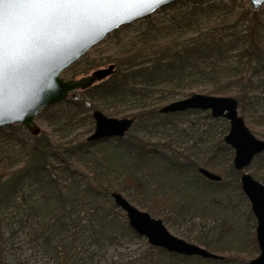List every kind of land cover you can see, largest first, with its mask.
<instances>
[{"label":"trees","instance_id":"1","mask_svg":"<svg viewBox=\"0 0 264 264\" xmlns=\"http://www.w3.org/2000/svg\"><path fill=\"white\" fill-rule=\"evenodd\" d=\"M236 1L176 0L160 10L164 12L183 4L186 11L176 14L161 27L169 31L165 35L157 26L153 30L147 26L134 40L125 41L121 28L128 25L114 31V36L120 41L115 54L116 73L102 84L88 88L82 95L89 98L88 111L103 107L96 104L100 100L107 104L103 109L110 111L108 117L111 118L126 113L119 108L122 104L127 107L128 101L138 103L136 112L129 115L135 123L124 138H106L91 143L88 139L80 142L76 138L78 145L74 146L73 141L52 142L47 137L35 136L33 138L37 139V143L33 145L20 143L18 150L2 149L0 257L7 249L4 223L12 221L16 224L22 222L25 231L30 227L37 241H41L39 247H49L56 253L57 264H107L110 247L136 241L145 243V251L127 264H175L174 260L185 262L190 259L150 245L131 227L126 213L115 205L112 194L121 193L134 206L163 218L167 223L169 217L163 211L169 210L180 217L193 209L189 189L194 185L186 182L180 193H169L163 189L164 184H157L158 176L150 163L166 162L169 157L163 151L149 148V143L134 134L133 128L139 124L142 129L148 128L164 116L201 111L161 114L159 110L164 107L162 100L156 106L147 104L157 90L167 93L168 97H174L171 92L182 93L185 98L194 93L233 97L238 100L239 113L247 126L264 127V13H254L246 3H242V11H237ZM143 19L154 21L152 15ZM200 83H204L205 87L193 93L184 92ZM2 130L1 127L0 133ZM252 133L264 140V130ZM108 141H112L109 155L99 158L97 152H93V164H83L81 159L93 145ZM11 142L19 143L16 140ZM214 143L217 152L228 150L233 157L234 151L224 139ZM52 161H55L53 170L59 169L63 180L52 178L53 173L48 170ZM98 161L99 165H94ZM197 161L190 166L196 182L205 181L214 185L200 175ZM211 162L204 166L227 176L218 168L217 162ZM178 165L177 162L167 161L165 166L176 168ZM188 166L184 164L178 169L188 170ZM252 166V176L264 184V153L254 159ZM170 170L171 167L166 171L168 175ZM179 171V175L184 173ZM230 171L241 186L239 173L232 164ZM130 181L134 184L128 188ZM226 183L222 181L216 185L221 190ZM250 215L255 227L256 219L252 213ZM53 242H56V247L52 246ZM78 242L82 245L80 252L76 251ZM200 244L209 251L224 254L223 250L219 251L213 244L211 246L209 241H200ZM251 248L260 254L256 231L252 233ZM236 255L223 256L224 260L218 261L221 264H238ZM17 264L27 263L19 259Z\"/></svg>","mask_w":264,"mask_h":264},{"label":"rangeland","instance_id":"2","mask_svg":"<svg viewBox=\"0 0 264 264\" xmlns=\"http://www.w3.org/2000/svg\"><path fill=\"white\" fill-rule=\"evenodd\" d=\"M242 3H246L251 10V4L248 0H237V11H242ZM185 11L186 7L183 4H178L175 8L164 12L159 10L152 15L154 21L150 22L143 19L121 28V36L125 41L134 40L147 26L152 28V30L155 26H157V29H161V27L170 21L173 16ZM259 12L264 13V5L257 13ZM206 16H211V14H207ZM159 31H161L163 35L169 32L168 30L164 31L162 29ZM114 35L115 32L108 34L101 43L94 46L81 59L67 68L62 73V78L65 80H80L84 77L93 75V73L98 70L107 69L110 66H114L116 70L115 54L120 46V41ZM110 77L103 81H97L92 87L102 84ZM204 87V83H200V85L194 86L190 90L187 89V91L184 92L193 93L197 92V89ZM84 91H73L70 93L68 100L43 110L35 120L41 129L37 137H47L52 142L73 141L72 145L74 146L78 145V143H75L76 138L80 142L84 140L87 141L95 131L93 110H101L106 116L110 115V111L103 109V107H107V104H103L100 100L96 101V104L97 106L103 107L99 109L96 107V109L88 111L89 105H87V102L89 98L83 97L82 92ZM171 95L174 97H168L167 93H162L160 90H157L154 96H151V98L147 100V104L151 107L156 106L160 104L162 100L161 104L164 103V106H166L172 102L185 99L182 93L171 92ZM167 101L170 102L167 103ZM76 102L80 103L78 104ZM136 104L138 103L135 101H128L127 107H124L122 104V107L119 108L125 110L126 113L116 118H128L129 115L134 114L136 112L134 111L136 110ZM130 106H133V109H130ZM76 124L77 126H75ZM19 125L20 124L10 125L15 126L13 128H8L10 126L2 127L4 130L0 133V152H3L2 149L18 150L20 143L28 146L37 143V139L33 138L35 136H33L25 126L21 125L23 126L22 128ZM248 128L254 133L264 130L263 126L255 128L253 125H250ZM133 130L134 134H138L140 138L149 143V148L163 151L167 157H169L167 161L179 163L175 168L172 166L166 167L167 161L151 162L150 167L151 169L155 168V174L158 176L157 184L161 186L164 184L165 186L163 189L167 190L169 193H180L184 188L183 184L186 185V182H190L191 185H194L192 189H189V201L193 203L194 206L186 216L179 217L169 212V210L163 211V214L169 217L167 223L163 218L149 214L155 219H161L169 232L175 237L201 247L204 246L200 244V241H209L211 246L213 244L219 251H224L222 252L224 253L223 256L238 254L236 255L239 262L238 264H248L253 259L257 258L259 254L251 248L252 233L256 231L257 226L253 227V219L250 215L251 213L253 214L252 205L245 196L241 186L238 185L236 176L230 171V166L231 164L233 165L234 162V155L232 157V153L228 150L217 152L214 143V141L218 143L220 139H224L229 133V122L224 118H213L209 111H201L200 113L164 116L152 123L148 128L142 129L141 124H139L136 125ZM255 136L263 140L260 136ZM11 140H16L19 143L14 144ZM111 142L112 141H108L93 145L92 149L81 159L83 164H93V152H97L100 156L99 158L109 155L112 152ZM163 146L167 147L164 148ZM114 160L118 161V158ZM195 160L199 161H197L199 168L203 167L205 169L207 168L204 165L208 161L210 164L212 163L211 161L214 163L217 162L220 166L218 168L222 169L224 173L226 172L227 175L219 174L223 177V181L227 182L225 188L220 190L216 183L213 185L205 181L196 182L197 178L190 167ZM99 162L100 161L94 165L98 166ZM184 164H189V169L179 171L178 167L183 168ZM54 165L55 161H52L51 166H48V170L53 173L52 178L58 181L63 180L64 176L61 175V171L59 169L53 170ZM170 167L171 173L168 175L166 171ZM252 167L251 165L245 171L252 175ZM207 170L217 174V172L212 169ZM178 171L184 173L179 175ZM241 174L242 173H239V182ZM159 176L161 177L159 178ZM160 179L164 182L160 183ZM133 184L134 182L130 181L128 183V188L132 187ZM137 208L146 212L139 206ZM254 218L256 219L255 216ZM24 221H26L25 218ZM3 230L6 233L7 249L0 257L1 264H17V260L19 259L27 264H57V259H55L57 258L56 253L52 252L49 247H39V242L41 241H37V237H34V233L31 231L30 227L25 231L22 222L16 224V222L6 221ZM52 246L56 247V242H53ZM145 248L144 242L137 241L123 246L110 247L107 264H127L131 259H134L138 254L145 251ZM76 249L77 252L81 251V242H78ZM61 252L63 253L64 251L61 249ZM216 254L222 256V254ZM174 261L175 264H221L219 261L212 262L196 257L190 258L185 262ZM167 262H169V260H167Z\"/></svg>","mask_w":264,"mask_h":264},{"label":"water","instance_id":"3","mask_svg":"<svg viewBox=\"0 0 264 264\" xmlns=\"http://www.w3.org/2000/svg\"><path fill=\"white\" fill-rule=\"evenodd\" d=\"M175 1L158 3L157 0H125L122 6L113 9L110 14L79 24L62 33L57 40L38 42L25 49L18 59L16 70L5 71L0 75V128L20 124L33 136L39 135L41 129L35 120L43 110L68 100L73 91L91 88L97 81L107 79L116 71L114 66H110L80 80H65L62 73L67 68L101 43L108 34L153 15ZM248 1L254 13L264 5V0ZM4 7V4H0V10ZM188 111H209L213 118H224L230 124L224 142L234 150V167L243 172L241 188L257 220L256 237L260 254L250 264H264V184L245 172L253 160L264 153V140L258 139L248 128L239 113L238 100L233 97L194 94L159 110L164 115ZM93 119L95 131L88 138L89 142L124 138L135 123L134 118H111L101 110L93 111ZM199 172L214 182L223 179L205 168ZM112 196L115 205L126 213L131 227L153 247L184 257L224 260L223 256L204 247L173 236L161 219L139 210L121 193L115 192Z\"/></svg>","mask_w":264,"mask_h":264},{"label":"snow or ice","instance_id":"4","mask_svg":"<svg viewBox=\"0 0 264 264\" xmlns=\"http://www.w3.org/2000/svg\"><path fill=\"white\" fill-rule=\"evenodd\" d=\"M125 0H0V75L16 70L24 50L95 17L107 15ZM163 3L164 0H157Z\"/></svg>","mask_w":264,"mask_h":264},{"label":"flooded vegetation","instance_id":"5","mask_svg":"<svg viewBox=\"0 0 264 264\" xmlns=\"http://www.w3.org/2000/svg\"><path fill=\"white\" fill-rule=\"evenodd\" d=\"M263 154V153H262ZM234 156H235V153H234ZM253 162H254V160H253ZM253 162L251 163V165L253 164ZM250 165V166H251ZM233 166H234V162H233ZM201 168H203V167H200L199 168V170L201 169ZM235 168V167H234ZM236 170V169H235ZM238 173H242L243 174V172H241V171H238V170H236ZM211 172V171H210ZM246 172V171H245ZM200 173V172H199ZM248 173V172H247ZM242 174H241V176H242ZM201 175V174H200ZM217 175H219V174H217ZM202 176V175H201ZM204 177V176H203ZM205 178V177H204ZM223 178V177H222ZM205 179H207V178H205ZM208 180V179H207ZM209 181H211V180H209ZM222 181H223V179H222ZM222 181H220V182H214V181H211V182H214V183H221ZM240 182H241V178H240ZM257 228V227H256ZM190 258H192V257H190ZM197 258V257H196Z\"/></svg>","mask_w":264,"mask_h":264}]
</instances>
